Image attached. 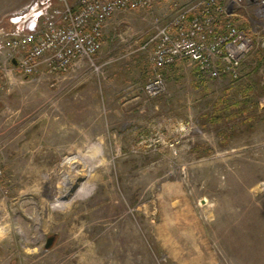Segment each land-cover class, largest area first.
Masks as SVG:
<instances>
[{
    "label": "rangeland",
    "instance_id": "rangeland-1",
    "mask_svg": "<svg viewBox=\"0 0 264 264\" xmlns=\"http://www.w3.org/2000/svg\"><path fill=\"white\" fill-rule=\"evenodd\" d=\"M30 1L0 0V27ZM236 1L255 40L236 80L180 61L143 94L168 1L107 23L99 78H1L0 264H232L238 236L264 230V0Z\"/></svg>",
    "mask_w": 264,
    "mask_h": 264
},
{
    "label": "built area",
    "instance_id": "built-area-1",
    "mask_svg": "<svg viewBox=\"0 0 264 264\" xmlns=\"http://www.w3.org/2000/svg\"><path fill=\"white\" fill-rule=\"evenodd\" d=\"M167 1L172 5L169 21L156 25L141 46L151 48L153 65L143 94L163 93L166 82L158 70L179 60L194 65L204 78L238 79L255 40L236 24L225 0H32L6 17L8 27H0V79L17 71L30 80L47 77L53 84L81 68L99 78L103 67L116 60H97L107 23L118 13Z\"/></svg>",
    "mask_w": 264,
    "mask_h": 264
},
{
    "label": "crops",
    "instance_id": "crops-1",
    "mask_svg": "<svg viewBox=\"0 0 264 264\" xmlns=\"http://www.w3.org/2000/svg\"><path fill=\"white\" fill-rule=\"evenodd\" d=\"M180 61L182 60L176 62H180ZM164 68L165 67L160 68L158 71L163 74ZM149 71L151 72L150 74L151 76L153 74L152 62L150 63ZM17 73L20 74V72ZM237 239L238 241L234 246L238 248L237 251L235 253L231 251L232 254H230V250H229V252L227 253L228 260H230L232 264H264V230L255 231L251 236H246V235L238 236Z\"/></svg>",
    "mask_w": 264,
    "mask_h": 264
},
{
    "label": "bare ground",
    "instance_id": "bare-ground-1",
    "mask_svg": "<svg viewBox=\"0 0 264 264\" xmlns=\"http://www.w3.org/2000/svg\"><path fill=\"white\" fill-rule=\"evenodd\" d=\"M88 156H89V155H88ZM76 176H77V175H76ZM73 178H75V176H73ZM90 178H91V179L94 178V177H93V174L91 175ZM87 185H88V184H84V186H82V188H81L80 190H77L76 194H77L78 196L84 194V193L86 192L87 188H88Z\"/></svg>",
    "mask_w": 264,
    "mask_h": 264
},
{
    "label": "water",
    "instance_id": "water-1",
    "mask_svg": "<svg viewBox=\"0 0 264 264\" xmlns=\"http://www.w3.org/2000/svg\"><path fill=\"white\" fill-rule=\"evenodd\" d=\"M52 240H53V237H52V238H49V239L47 240L46 247L50 246Z\"/></svg>",
    "mask_w": 264,
    "mask_h": 264
},
{
    "label": "trees",
    "instance_id": "trees-1",
    "mask_svg": "<svg viewBox=\"0 0 264 264\" xmlns=\"http://www.w3.org/2000/svg\"><path fill=\"white\" fill-rule=\"evenodd\" d=\"M242 104V103H241Z\"/></svg>",
    "mask_w": 264,
    "mask_h": 264
}]
</instances>
